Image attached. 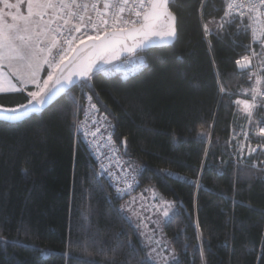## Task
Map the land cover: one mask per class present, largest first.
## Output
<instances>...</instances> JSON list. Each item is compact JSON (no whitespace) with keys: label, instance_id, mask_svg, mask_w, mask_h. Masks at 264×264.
Returning a JSON list of instances; mask_svg holds the SVG:
<instances>
[{"label":"trees","instance_id":"1","mask_svg":"<svg viewBox=\"0 0 264 264\" xmlns=\"http://www.w3.org/2000/svg\"><path fill=\"white\" fill-rule=\"evenodd\" d=\"M170 6L173 44L142 52L146 66L128 78L99 74L92 90L85 88L111 119L124 165L136 177L128 197L98 174L75 135L79 87L22 122L0 121V264L150 260L120 211L148 189L178 207L164 224L175 264H264V148L248 150L264 145L256 125L264 107L250 124L236 103L255 85L254 68L236 64L249 50V28L238 33L237 19L218 29L226 0ZM25 102L26 93L0 94L6 106Z\"/></svg>","mask_w":264,"mask_h":264},{"label":"snow or ice","instance_id":"2","mask_svg":"<svg viewBox=\"0 0 264 264\" xmlns=\"http://www.w3.org/2000/svg\"><path fill=\"white\" fill-rule=\"evenodd\" d=\"M170 4L171 0H0V94L26 93L25 103L15 106L0 103V121H23L57 97L70 94L73 87H79L82 92L85 88L92 90L91 82L99 74L110 76L129 65L137 69L145 67V58L140 55L142 51L162 47L177 37V16ZM203 4L204 0H201ZM245 17L247 24L244 23ZM237 19L241 21L237 25L238 33L250 28L253 43H258L261 49L256 52L248 45L250 54L236 60L242 69L254 67L253 58L257 60L255 67L258 72H250L249 75V79L255 77V85L245 90L251 92V100L236 101L243 105V112L251 124L254 111L264 107V91L260 87L264 83V75L259 74L264 73V0H226V11L218 29H223L225 24L231 26ZM203 27L207 34L208 23ZM45 71L46 75L42 76ZM221 91H224L223 87ZM84 94L88 101L86 121H75L74 126L77 132L86 129L85 138H93L88 141L89 146L99 152L96 137L101 127L107 131L111 124L104 116L94 130L87 128V119H91L93 125L98 124L94 114L99 113V109L93 102V95ZM256 125L257 134L264 136V120L256 121ZM114 143L109 132L106 144ZM123 143L126 148V138ZM257 148H264V145L249 147V155ZM118 151L113 148L111 156L101 153L109 164L100 162V176L115 177L109 167L113 160L119 165ZM132 171L134 173L136 169ZM116 179L126 185L125 188L116 187L117 195L133 187L127 175ZM132 181H136L135 175H132ZM135 202L133 198L131 203ZM144 210L152 211L157 219L138 217L137 228L148 219L159 229L160 217L168 220L176 214L173 202L167 200ZM120 211L133 209L131 204L121 205ZM157 229L141 232L150 248L147 257L154 260L152 253L161 256L157 248L163 244L162 250H168L169 255L161 256L162 264H170L169 257L175 264V249L161 239H154ZM141 264H150V260L145 259Z\"/></svg>","mask_w":264,"mask_h":264},{"label":"built area","instance_id":"3","mask_svg":"<svg viewBox=\"0 0 264 264\" xmlns=\"http://www.w3.org/2000/svg\"><path fill=\"white\" fill-rule=\"evenodd\" d=\"M233 15H237V14L233 13ZM245 18L247 19V17H245ZM249 35H250L249 45H251V48L255 50L257 47H260L258 43H253V41H252V32H251L250 28H249ZM249 54H250V51L248 50V52L245 55H249ZM140 55L144 56L143 53H140ZM240 58H238V59H240ZM252 64L254 66V67H252V68H254V72H258V68L255 67L257 65L256 58H253ZM237 67L240 70L248 69V68L242 69L238 65H237ZM138 70L139 69H137L134 65L123 66L120 69L119 72H117V73H115L113 75H119L122 78H125V74H126V78H128L130 75L134 74ZM259 74H261V73H259ZM110 76H112V75H110ZM260 87H261V90L264 91V84L263 83L260 85ZM84 93H86L85 89H84L83 92L80 89V95L82 97V99L80 100V104L82 106L77 111V117H76L77 121H86L85 110L87 109L88 101H87L86 95ZM244 100H249L250 101L251 97L249 99H244ZM93 102L96 103L94 101V99H93ZM96 105H97V108L99 109V113H96L94 115H95V118L98 121V124L97 125H93L91 123V119H87V128L88 129H92V130H94L95 127L99 126V122L101 121V117L104 114V112L99 108L97 103H96ZM241 107L243 109V105H241ZM85 130L86 129H82L80 132H77L76 128H75V135H76V137H78L79 139L83 140L87 144L90 153L92 154V156L94 157V159L96 161L98 169H99V164H100L101 161L104 162L106 165L109 164V161L105 158V155H101V153L106 154L108 156H111L113 148L119 150L116 153V155L119 156V158H120L119 165H117L115 163V161L113 160V162L110 164V167H109V171L113 172L115 174V177H110L107 174H104L103 176L110 182V184L112 185L113 189L116 192V187L117 186H119L120 188H125L126 187V185H124L123 183H120L119 180L116 179V177H123V176L127 175L129 182L133 183V187L131 189H128L126 192H124L123 194H121L119 196H123L124 197V196H126V194H129L130 192H132L134 190V188H135V182L132 181V174L130 172H128V169L126 168V166L124 165V163H123V161L121 159V150H120V147L117 146V144H116V141H115L114 134H113L112 130L110 128H108L107 131H105V128L101 127V132L98 133V135L96 137L97 145L99 146V152H95V148L89 146L88 141L92 140L93 138L91 136H88L87 138H85V136H84V131ZM109 132L112 134L113 141L115 142L114 145H107L106 144V137H107ZM248 150H249V147H248ZM97 156H99V160L97 159Z\"/></svg>","mask_w":264,"mask_h":264},{"label":"rangeland","instance_id":"4","mask_svg":"<svg viewBox=\"0 0 264 264\" xmlns=\"http://www.w3.org/2000/svg\"><path fill=\"white\" fill-rule=\"evenodd\" d=\"M13 2H14V0H13ZM43 75H46V71L44 73H42V76ZM29 90H31V88ZM81 106L82 105L80 103H78L77 111ZM104 116H106L108 121L110 122V124H111L110 129L112 130V132L114 134V125H113L111 119L105 113L102 115V117H104ZM76 121H77V119H76ZM116 144H117V142H116ZM117 146H119V145L117 144ZM121 159H122L123 163L125 164L126 161L124 160L122 155H121ZM129 194H126V196L128 197ZM133 198H135V201H136L135 204L131 203ZM161 200H167V201L173 202L172 200H169V199L161 196L159 194V192H157L155 189H148V190H145L144 192H139V193L135 194L131 198L126 199L121 204V205L131 204L133 211H123V213L125 214L126 218L137 229L138 233L140 234L141 238L143 239L144 247H147V250H148L147 253L150 251V248L148 246H146L145 238H144V236L141 235V232L149 233L150 230L157 229L156 224L152 222V220L157 219V215H154L152 211H145L144 209H151L154 204H158ZM121 205H120V208H121ZM173 208H174L175 213H177L178 207L174 204V202H173ZM148 216H151L152 220H148V219L144 220V224H146L147 227H144V224H141V226L139 228H137L136 225L139 222L138 217L143 218V217H148ZM159 219H160V228L157 229L154 239H161L163 242H166L170 245V243L167 240V237L165 235V232H164V224L169 219L165 220L163 217H160ZM153 246H155V245H153ZM162 249H163V244L161 245V247L157 248V251L161 253V256H168L169 255L168 250H166V249L162 250ZM161 256H156L155 253H152V257H154V260L150 258V261L154 264H162ZM169 261H170V264L173 263L171 257H169Z\"/></svg>","mask_w":264,"mask_h":264},{"label":"water","instance_id":"5","mask_svg":"<svg viewBox=\"0 0 264 264\" xmlns=\"http://www.w3.org/2000/svg\"><path fill=\"white\" fill-rule=\"evenodd\" d=\"M176 40V39H175ZM175 40H173L172 42H170V43H168V44H166V45H164V46H169V45H171V44H173V42L175 41ZM164 46H162V47H164ZM153 48H157V47H153ZM151 49V48H150ZM149 49H147V50H144V51H142V52H145V51H148ZM75 87H73L72 88V90L74 89ZM63 96V95H62ZM62 96H60V97H57L53 102H51L50 104H48L45 108H43L41 111H39V112H37V113H35V114H39L40 112H42V111H44L45 109H47L48 107H50L53 103H55L59 98H61ZM35 114H32V115H35ZM31 115V116H32ZM30 116V117H31ZM29 118V117H28ZM27 119V118H26ZM25 119V120H26ZM24 121V120H23ZM20 122H22V121H20ZM8 123H11V122H8ZM14 123H19V122H14Z\"/></svg>","mask_w":264,"mask_h":264}]
</instances>
